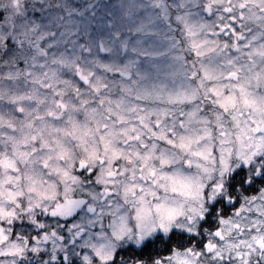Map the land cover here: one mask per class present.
<instances>
[{"label": "snow or ice", "instance_id": "obj_1", "mask_svg": "<svg viewBox=\"0 0 264 264\" xmlns=\"http://www.w3.org/2000/svg\"><path fill=\"white\" fill-rule=\"evenodd\" d=\"M0 264H264V0H0Z\"/></svg>", "mask_w": 264, "mask_h": 264}, {"label": "rangeland", "instance_id": "obj_2", "mask_svg": "<svg viewBox=\"0 0 264 264\" xmlns=\"http://www.w3.org/2000/svg\"><path fill=\"white\" fill-rule=\"evenodd\" d=\"M104 2H114V0H104Z\"/></svg>", "mask_w": 264, "mask_h": 264}]
</instances>
